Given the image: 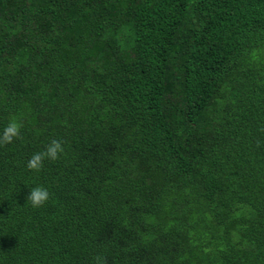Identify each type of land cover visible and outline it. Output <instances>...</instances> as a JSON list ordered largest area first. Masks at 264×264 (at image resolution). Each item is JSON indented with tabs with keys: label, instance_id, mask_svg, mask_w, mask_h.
<instances>
[{
	"label": "trees",
	"instance_id": "1",
	"mask_svg": "<svg viewBox=\"0 0 264 264\" xmlns=\"http://www.w3.org/2000/svg\"><path fill=\"white\" fill-rule=\"evenodd\" d=\"M13 117L0 264H264V0H0Z\"/></svg>",
	"mask_w": 264,
	"mask_h": 264
},
{
	"label": "clouds",
	"instance_id": "2",
	"mask_svg": "<svg viewBox=\"0 0 264 264\" xmlns=\"http://www.w3.org/2000/svg\"><path fill=\"white\" fill-rule=\"evenodd\" d=\"M23 127L15 117L9 120L8 125L4 128L0 135V145H8L13 143L15 139L20 137V129ZM64 148L62 143L56 139L50 141L43 151L34 153L27 161V168L33 172H40L44 167V162H56L63 154ZM50 192L44 186H36L32 188L27 196V200L31 207L39 209L43 207L50 198Z\"/></svg>",
	"mask_w": 264,
	"mask_h": 264
}]
</instances>
